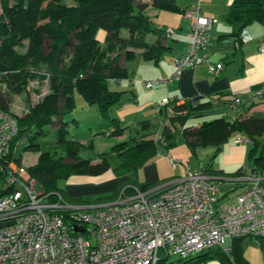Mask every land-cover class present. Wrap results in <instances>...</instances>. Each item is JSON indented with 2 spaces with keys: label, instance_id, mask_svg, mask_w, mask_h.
I'll return each mask as SVG.
<instances>
[{
  "label": "trees",
  "instance_id": "16d2710c",
  "mask_svg": "<svg viewBox=\"0 0 264 264\" xmlns=\"http://www.w3.org/2000/svg\"><path fill=\"white\" fill-rule=\"evenodd\" d=\"M70 1L0 0V111L13 114L17 120L11 149L0 157V197L16 191V185L8 183L9 163L16 161L21 165L26 151L39 153L37 162L28 165L26 170L42 186L43 195L49 200H55L58 194L65 198L58 184L60 179L72 175L99 176L107 172L110 169L107 153H114L120 160L115 169L117 175L136 173L159 153L155 138L158 127L159 141L170 149L175 146L178 124L189 133V127L185 126L188 119L206 115L214 108L216 99L225 95L220 92L201 102L185 99L178 103L174 99L160 109L161 124L143 120L138 128L129 131L127 139L114 143L109 151L103 152L97 163L82 157L80 147L83 144L69 135L64 121V115L77 107L76 93L87 104H97L103 119L110 120V126L114 127L112 133L122 135L126 128L111 116V112L121 103L123 92L112 89L110 79L119 82L128 76L127 67L121 63L123 57L126 62L130 61L140 51L144 59L157 62L167 49V30L153 26L148 13L151 7L185 12L190 4L182 6L179 0ZM227 20L240 23L238 35L254 22L264 23V0H233ZM99 28H104L107 33L104 46L97 37ZM29 65L35 69L45 68L51 73L50 91L35 103L26 99L25 111L17 116L11 112L14 96L25 93L30 79H46V72L28 71ZM58 122L61 125L54 135H48L51 133L47 126ZM236 132L245 134L252 144L249 152L251 169L263 173L264 143L260 138L264 134V114L238 117L234 121L223 115L204 121L190 132L194 139L188 140V145L193 152L198 145H213L216 156ZM207 170L215 171L210 166ZM236 173L241 175L242 170ZM135 188L147 191L151 187L139 184L136 177H123L114 194L83 198L81 202L85 205L106 204L117 200L120 194L134 193ZM61 212L65 218L69 216L68 210ZM243 238L233 239L227 255L229 264H249L241 245ZM260 238L264 250V237ZM175 258L170 262L161 258L157 264H189L186 260L189 257ZM220 260L227 264L223 256Z\"/></svg>",
  "mask_w": 264,
  "mask_h": 264
},
{
  "label": "built area",
  "instance_id": "2783aa9c",
  "mask_svg": "<svg viewBox=\"0 0 264 264\" xmlns=\"http://www.w3.org/2000/svg\"><path fill=\"white\" fill-rule=\"evenodd\" d=\"M185 17L194 22L172 77L208 59L205 50L217 22L202 13L200 0ZM173 33L167 29V37ZM259 48L264 52V41ZM223 67V62L209 63L208 69L216 73ZM159 82L146 80V85ZM252 92L263 95L264 83ZM16 132L15 116L0 111V157L9 153ZM235 142L248 139L237 135ZM168 159L177 166L178 159ZM239 178L247 188L234 202L221 199L217 180L200 165L195 170L187 167L159 189L135 188L134 194L103 207L82 209L61 194L49 200L26 169L11 161L8 183L17 189L0 197V264H157L161 258H188L216 245L229 251L235 237H264V174L248 169ZM61 210H68L69 216ZM75 226L84 231H75Z\"/></svg>",
  "mask_w": 264,
  "mask_h": 264
},
{
  "label": "crops",
  "instance_id": "0c3cea01",
  "mask_svg": "<svg viewBox=\"0 0 264 264\" xmlns=\"http://www.w3.org/2000/svg\"><path fill=\"white\" fill-rule=\"evenodd\" d=\"M192 2L194 7L195 1L192 0H183L180 2V4L182 6H188V4H191ZM232 2L233 0H200L202 13L206 16H212L217 19V22L214 23L211 30L210 43L207 49L205 50L208 59H206L204 62L194 67L185 68L182 71V73L177 77H172V75L175 72V60L183 55V53L186 51L189 45L188 32L194 22V18L185 17V12H186L185 11V12H180L182 14L179 16L180 18L178 19L179 24H176L178 25V27H175V25L172 26L170 24L171 22H169L170 20L167 18L161 19L162 22L159 23L157 22L158 27H165L166 30L168 28L174 29L173 35L171 37H168L167 40L165 39V45H167V49L164 50L163 55L159 61L156 62L154 60H150L149 62L150 65H147L148 70L146 71V73L140 74L147 77L144 78L145 86L147 89L139 88L136 79L131 80V84L133 83L134 85H137L136 91L140 95L142 93V95L150 99L147 101L150 105L149 111L150 109L151 111L148 113L151 117H144L146 114L139 116L142 118L130 117L128 113L129 111L130 113L133 112L135 105L133 107L130 106L126 110V112L123 114L124 118L123 116H121L122 113H120L119 116L118 114L115 113L116 111L113 112L114 114L113 116L120 121L123 127L126 128L122 135H129V131H131L132 128L133 129L138 128L140 126V123L146 119H149L153 122H159V124H161L162 120L160 122L159 119L160 109L165 105L161 106L160 103L165 99L170 101H173L175 99L178 101V103L184 102L185 99H189L194 102H201L211 98L212 96L217 95L220 92H225V95L222 98H220L219 100L216 99L214 108L211 109L210 112H207L206 115L199 117L191 116L189 118L191 119V122L188 119L189 122L187 121L185 126L189 127L188 131L190 132L199 128L202 122L210 121L215 118L221 117L223 115L229 118L230 121H234L238 117L244 118V117H250L254 114H259V113L264 114V94L255 95L252 92L253 90L257 89L264 83V52H261L259 48L261 42L264 41V23L254 22L248 27L244 28L240 33V35H238L241 27L240 23H233L227 20L228 12ZM191 9L192 7L188 8V10ZM162 11L163 10H158L151 7L148 13L150 17L151 15L155 17L161 15L169 16L167 13H162ZM151 20H153L152 17ZM244 30H246V34L249 36V38H247L246 40L243 39ZM166 52H170V54L167 55L168 57L167 59H164ZM145 60H149V59H145ZM217 62L224 63L223 69H221L216 73L209 72L208 69L209 63H217ZM121 63L127 67L124 57L121 59ZM158 78L160 79V82L158 84H154L150 87L146 85V80H153ZM122 80L120 82H122ZM131 93H132L130 97L131 101L134 102V104H138L137 94L134 92L133 89H131ZM76 103H77V98H76ZM155 104L159 107L158 114L154 112L153 107ZM120 105L122 108V106H124L125 103L121 101ZM64 121L67 122V127H68L70 125L69 123L70 121L66 120L65 118ZM72 121H73L72 122L73 125L75 124L77 125V123L79 122L77 118H73ZM59 124L61 125V123L59 122L54 123L53 126L58 127ZM111 128L113 129L114 127L111 126ZM190 132L185 133L183 131V126L178 124L175 131V135H185L187 137L186 142L188 145V140L194 139V137H192L193 134H191ZM110 134L114 136H118L116 134H113L112 130ZM159 134H160V128L158 127L156 135ZM237 135L244 136L245 134L236 132L229 140L230 143L228 141V143H225L222 146L223 149H221L222 151L220 150L217 153L216 157L214 158L215 160L213 159V161L210 162L208 166H204V167L205 170L209 166L215 170V171H210V170L207 171L211 176H213L217 180L219 187L221 183L231 184L232 187L240 188L241 189L240 193H241L244 189L247 188V183L244 180L240 179L239 175H237L238 173L236 172L242 170V174H243L248 169L252 168L253 165L251 164V160L249 159V152L250 149L252 148V144L250 142L236 143L235 139ZM95 138L96 137L94 136L93 139H91L90 141L87 140L86 143H84L82 139L80 140L83 145L92 146L95 144ZM120 140L122 139L119 138V140L113 142L110 145V147L107 150H104L103 152L109 151L111 146ZM158 154L141 167L143 169V172L141 173V176H139V179L141 178L146 183L144 184L145 186L151 187L147 191L159 189L169 184L177 177L182 176L184 174L183 171L182 173L180 172L179 174L178 173L174 174L172 177H165V175L163 174V169L160 167L159 163L161 162V159L164 160V158H168L167 155H171V154H169V152L163 154L162 156H158ZM219 155H221L220 168H218L216 165V158ZM38 157L39 154H37L36 161L31 164H35L38 160ZM100 159H98L97 161L96 160L94 161L92 159L91 160L93 163H97L100 161ZM189 167L192 168L191 166ZM173 168L177 170L179 167L176 166ZM134 174L138 176L137 172L136 173L133 172L129 174L126 173L124 175H117L116 172H111L109 169L104 174L99 175L103 177L100 180H98L97 183H100L102 180H106L110 178H114L115 182L117 183L123 177L134 178ZM263 174H264V170H263ZM77 176H81V175H72L68 178V180L72 179L73 177L75 178ZM83 176H88L90 178L95 177L94 175H83ZM71 181L72 180H70L69 183ZM159 183L161 184V186H157L155 189H152V187H154L153 185H157ZM67 192L70 194L69 189ZM64 193H65V200L69 202L68 201L70 198V196H68L69 194L67 193L68 194L67 195L66 191H64ZM132 194H129L128 196ZM239 194L236 195L235 199ZM226 195H228V192L222 193L221 199L231 202L235 201V199L231 200L229 198V195L228 198H225ZM91 205L95 206L97 204H91ZM91 205L82 204V207L90 208ZM232 244L233 241L231 243V246Z\"/></svg>",
  "mask_w": 264,
  "mask_h": 264
},
{
  "label": "rangeland",
  "instance_id": "374dc122",
  "mask_svg": "<svg viewBox=\"0 0 264 264\" xmlns=\"http://www.w3.org/2000/svg\"><path fill=\"white\" fill-rule=\"evenodd\" d=\"M71 2L70 0H68ZM147 1V0H144ZM183 0H179L181 2ZM195 1V5L199 3L198 0H192ZM201 4V3H200ZM190 7L193 8V2L190 4ZM0 13H1V5H0ZM162 13H167L169 16H152V23L153 26H157V22H162L161 19H169L171 22L170 24L175 27H178L179 24V16L182 14L180 12H168L166 10H163ZM106 30L104 28H99L97 30V37L99 39V42L101 45L106 44ZM25 50V47L23 48ZM170 54V52H166L164 59H167V55ZM150 60H145L140 54V51H138L136 57L130 61H127V71H128V76L122 80V82H111L110 86L114 90H120L123 92L122 94V99L121 101L125 103L124 106L118 104L113 107V111L111 112V116L114 117L113 112L116 114H121L124 118V113L130 106H134L133 112L128 113V115L132 118H137L139 116H142L146 114L144 117H151L148 112L149 111V103L147 100H150L149 98L145 97L144 95H141L136 91L137 85H134L133 83L131 84L132 79L137 80V84L139 88H146L145 82H144V75L140 74H145L146 71L148 70L147 65L149 64ZM34 73L39 71L42 73L46 74V79L40 81V78L34 77L30 79L29 83L26 86V91L25 93L21 95H15L14 96V101L12 104V109L11 112L16 114L17 116H20L26 108L25 103L27 102L26 99L31 101L32 103H35L39 101L45 94H47L50 91V76L51 73L46 70L45 68H40V69H35L32 66H28V71ZM41 74V73H40ZM133 82V81H132ZM6 85L4 84L3 87ZM131 89L134 90V92L137 94L138 97V104H134V102L131 101L130 97L132 95ZM141 90V89H140ZM76 98H77V107L75 110L71 113H66L64 115V118L66 120H69L70 125L69 130H70V135L82 139L84 143H86L87 140H91L95 138V144L94 145H82L80 147V155L84 158H90L92 160H98L100 159L103 154L102 152L104 150H107L110 145L119 140H125L128 138V135H118L114 136L111 135L110 132L112 130L110 126V120H105L102 117V113L100 111V108L97 104H90L87 105V102L84 100V98L79 94L76 93ZM128 105V107H127ZM152 107V106H151ZM154 112L156 114L159 113V107L155 104L154 105ZM120 116V115H119ZM143 117V118H144ZM77 118L79 122L77 125L72 124V119ZM142 118V117H139ZM109 121V122H108ZM191 122V119H189ZM188 121V122H189ZM47 128L50 129V133L48 135H54V131L57 127H54L52 125H48ZM155 138L157 140V145L159 147V154L158 156H162L163 154H166L169 152L175 159H178L179 162L177 163V166L179 167L177 170L173 168V166L170 164L168 158L161 159L160 167L163 169V174L165 177H172L176 173H182L186 171V168L191 166L194 170L198 169L200 165L208 166L210 162L213 161V159L216 157L215 152L216 148L213 145L210 146H202L198 145L196 147V151L193 152L187 145L186 142V136L185 135H175V146L167 149L158 139V135H155ZM261 142H264V136L260 138ZM233 141V139H232ZM22 142V141H21ZM228 143V142H227ZM230 143V141H229ZM223 149V148H222ZM169 150V151H167ZM222 151V150H221ZM38 152H31V151H26L23 153V159L21 161V165H19L16 161H13L16 166H22L26 167L30 165L31 163L36 161ZM220 157L219 155L216 158V165L218 168H220ZM107 158L110 164V171L111 172H116L115 169L119 166L120 160L117 156H115L112 153H107ZM215 160V159H214ZM143 172V169H138L137 174H134V177H138L137 181L139 184L144 185L146 184L141 178L139 179V176H141V173ZM103 176H95V177H88V176H77L73 177L70 183L68 178L66 179H60L59 180V186L62 189V192L66 191V194L68 193V189L70 191V196L69 198V204L76 205V206H82L81 199L83 198H90V197H97V196H104L108 194H114L118 190V185L119 182H115L114 178L102 180L100 183H97L98 180H100ZM88 180V181H85ZM85 181V182H84ZM162 183V182H160ZM159 183V184H160ZM153 185L152 189H155L159 185ZM127 186H132L128 184ZM163 186V185H162ZM72 187V188H71ZM220 194L228 192L229 198L231 200L235 199L236 195L240 193L241 189L232 187L231 184H225L221 183L220 184ZM120 192V191H119ZM122 193V192H121ZM228 195L225 196V198H228ZM122 195L120 194L118 198H120ZM262 239L257 236H247L244 237L243 240L241 241V245L243 246L244 249V255L249 261V264H264V250L262 248L261 244ZM225 249V247H219L218 245L214 246L212 250H207L203 251L201 253H194L192 254L187 260V263L189 264H222L220 258L221 256L224 257L225 262L229 264V258H228V253ZM176 258L175 257H170L168 261H174ZM167 261V262H168Z\"/></svg>",
  "mask_w": 264,
  "mask_h": 264
},
{
  "label": "clouds",
  "instance_id": "9594fccd",
  "mask_svg": "<svg viewBox=\"0 0 264 264\" xmlns=\"http://www.w3.org/2000/svg\"><path fill=\"white\" fill-rule=\"evenodd\" d=\"M110 81H115V80H114V79H110ZM120 81H121V80H120ZM120 81H119V82H120ZM12 115H13V114H12ZM15 118H16V117H15ZM245 138H246V137H245ZM248 142H249V140H248ZM167 156H168V155H167ZM21 167H22V166H21ZM24 168H25V167H24ZM26 171H27V170H26ZM207 173H208V172H207ZM239 176H240V175H239ZM35 181H36V180H35ZM36 182H37V181H36ZM37 183H38V182H37ZM41 187H42V186H41ZM117 200H118V199H117ZM112 202H113V201H112ZM109 203H110V202H109ZM106 204H108V203H106ZM106 204H103V205L105 206ZM79 207H81L82 209H91L92 207H103V206H100V205H95V206L93 205V206H92V205H91L90 208H83L82 206H79Z\"/></svg>",
  "mask_w": 264,
  "mask_h": 264
},
{
  "label": "water",
  "instance_id": "95a60500",
  "mask_svg": "<svg viewBox=\"0 0 264 264\" xmlns=\"http://www.w3.org/2000/svg\"><path fill=\"white\" fill-rule=\"evenodd\" d=\"M37 187L42 188L39 183H37ZM100 206H104V205H100ZM75 231H77V232H83L84 231V228L79 227V226H75Z\"/></svg>",
  "mask_w": 264,
  "mask_h": 264
}]
</instances>
